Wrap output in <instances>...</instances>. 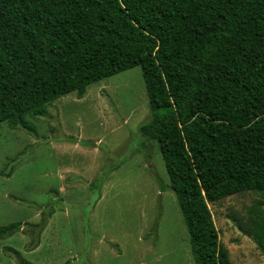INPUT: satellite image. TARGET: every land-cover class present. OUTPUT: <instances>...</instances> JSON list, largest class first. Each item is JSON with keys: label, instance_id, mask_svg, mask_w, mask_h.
<instances>
[{"label": "trees", "instance_id": "16d2710c", "mask_svg": "<svg viewBox=\"0 0 264 264\" xmlns=\"http://www.w3.org/2000/svg\"><path fill=\"white\" fill-rule=\"evenodd\" d=\"M134 66L193 260L230 264L207 203L264 195V0H0V123L33 131L57 98Z\"/></svg>", "mask_w": 264, "mask_h": 264}, {"label": "rangeland", "instance_id": "374dc122", "mask_svg": "<svg viewBox=\"0 0 264 264\" xmlns=\"http://www.w3.org/2000/svg\"><path fill=\"white\" fill-rule=\"evenodd\" d=\"M149 117L134 66L57 98L27 118L33 131L1 122L0 226L20 225L0 264H195L158 144L139 131ZM207 205L230 264H264L247 236L264 195Z\"/></svg>", "mask_w": 264, "mask_h": 264}]
</instances>
